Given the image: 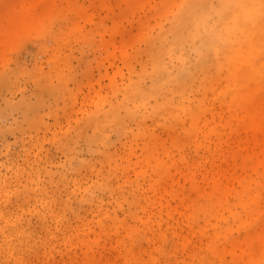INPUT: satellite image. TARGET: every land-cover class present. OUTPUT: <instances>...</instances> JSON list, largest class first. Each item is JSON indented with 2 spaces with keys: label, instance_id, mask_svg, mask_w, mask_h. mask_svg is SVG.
<instances>
[{
  "label": "rangeland",
  "instance_id": "rangeland-1",
  "mask_svg": "<svg viewBox=\"0 0 264 264\" xmlns=\"http://www.w3.org/2000/svg\"><path fill=\"white\" fill-rule=\"evenodd\" d=\"M216 10L0 0V182L27 193L0 191V228L19 212L33 235L21 248L0 231V262L158 264L161 239L181 264H259L264 47L248 59L244 35L219 38ZM102 178L134 203L92 198Z\"/></svg>",
  "mask_w": 264,
  "mask_h": 264
},
{
  "label": "snow or ice",
  "instance_id": "snow-or-ice-1",
  "mask_svg": "<svg viewBox=\"0 0 264 264\" xmlns=\"http://www.w3.org/2000/svg\"><path fill=\"white\" fill-rule=\"evenodd\" d=\"M227 6V5H225ZM7 7V6H6ZM260 9L262 10V14H264V0H260L259 4ZM62 31V25L60 29L54 28L53 31V38L58 36L60 32ZM7 75V74H6ZM35 75L34 71L28 69V68H20L16 72V77L18 79H31ZM167 164V162H165ZM165 174V169L162 167L160 169V175ZM158 178L157 176H153V179ZM96 179V178H94ZM99 186L93 187L90 196L94 199H102L105 196H108L111 194L112 196L117 197H125L129 200L130 203H134L133 200V189L131 188H125L122 191H116L115 190V184L112 182H109L107 178H102L101 180L97 181ZM146 186V184H145ZM0 191L3 192L4 197L7 198L9 196L15 197L17 200L20 199L21 194L24 196L27 195V193H22L21 189H19L16 185V182L11 178H6L2 182H0ZM127 211V208L125 209ZM5 217L12 221L11 226H4L0 228V231H2L3 235L7 237L9 240L16 242L21 248L23 246H32V239L33 235L29 229H26L24 226V223L22 222L23 217L21 213L16 212L12 215H9L8 212H5ZM133 228L140 227L139 225H132ZM161 234L164 232L163 229L160 230ZM157 246L159 248L161 259H159L158 264H181L178 260H171L166 259L167 252H168V244L171 243V241H168L167 243H164L161 239H157ZM0 264H27V261L22 258V256L18 253H16V256L12 259L6 261V262H0ZM183 264H207L206 261H194V260H186L183 262ZM255 264V262H254ZM259 264H264V258H262L259 261Z\"/></svg>",
  "mask_w": 264,
  "mask_h": 264
},
{
  "label": "bare ground",
  "instance_id": "bare-ground-1",
  "mask_svg": "<svg viewBox=\"0 0 264 264\" xmlns=\"http://www.w3.org/2000/svg\"><path fill=\"white\" fill-rule=\"evenodd\" d=\"M223 2L225 10L222 12L216 10L219 16L217 22L220 36L218 37L244 35L242 53L249 59L255 51L259 52L260 48L264 47V14L259 7L260 0H223ZM232 20L234 23L230 25ZM215 48L217 49L216 44Z\"/></svg>",
  "mask_w": 264,
  "mask_h": 264
}]
</instances>
